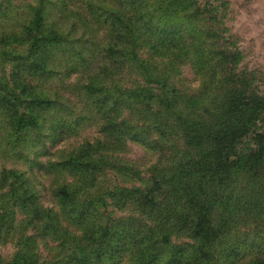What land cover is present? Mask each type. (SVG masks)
<instances>
[{"label":"trees","instance_id":"trees-1","mask_svg":"<svg viewBox=\"0 0 264 264\" xmlns=\"http://www.w3.org/2000/svg\"><path fill=\"white\" fill-rule=\"evenodd\" d=\"M178 1L66 0L70 11L89 10L86 31L106 35L100 41L83 36L74 52L87 63L85 50L95 52L96 64L76 82L100 108L105 136L81 143L56 165L47 159L38 175L14 159L26 158L27 142L43 131L49 138L75 129L55 112L70 98L35 84L59 71L57 55L74 46V26L64 32L50 16L53 1L40 0L22 25L2 27L0 140L11 162L0 168V238H15L16 252L1 264H264V97L234 91L218 122L193 119L195 95L180 93L174 83L194 46L180 36ZM8 11L0 0V21ZM74 72L80 70L74 66ZM128 74L138 75L131 86L124 85ZM133 104L145 106L139 114L151 120L133 122ZM184 105L189 120L177 111ZM126 107L131 114H123ZM129 138L159 151L148 177L108 152L109 143L125 145ZM182 142L183 155L173 156L169 149ZM165 155L169 165L161 162ZM112 167L132 175V183H107ZM49 192L54 204L44 200ZM118 210L128 213L116 216ZM174 237L188 242L173 244ZM38 240L54 255L43 256Z\"/></svg>","mask_w":264,"mask_h":264},{"label":"rangeland","instance_id":"rangeland-1","mask_svg":"<svg viewBox=\"0 0 264 264\" xmlns=\"http://www.w3.org/2000/svg\"><path fill=\"white\" fill-rule=\"evenodd\" d=\"M8 7V15L0 21V30L9 28L12 25H22L24 19L29 16L30 8L37 4L40 0H2ZM49 4L51 9V17L59 23L64 32H72V43L74 46H66L62 52L57 55L59 62V71L50 77L42 76L37 78L36 85H47L51 89L45 87L50 93L58 92L62 99L67 102L65 108L56 114L65 115L66 122L70 127H75L65 135L57 133L46 138L47 132L43 131L41 137L31 138L22 152L27 154L26 158L14 159L22 170L27 172H35L38 175L37 166L45 163L51 158L52 162H57L61 158L68 156L70 152L76 149L81 143L90 140L95 142L99 136L104 138L100 125L102 117L100 108H96L88 102L85 93L79 82H76L83 75L86 67L96 64L95 52L92 49L85 50V55L89 58L88 63L81 59L80 56L74 55V52L81 44H84L83 36L90 35L92 38L100 41L106 35L98 33L94 35L90 31H86L85 26H88L89 10L83 6L75 7V10L70 11L66 8V0H52ZM10 4V5H9ZM73 7V6H72ZM177 15L175 18L180 24V33L184 39L191 38L194 40V46L191 48L187 60H182L184 63L180 65L179 77H175L174 83L178 91L189 96L195 95L197 100V108L193 118L206 126L218 122L221 117V110L225 107L229 96L234 91H242L250 89L264 97V0H180L175 5ZM102 13V11H99ZM3 27V28H2ZM1 34V33H0ZM89 37V36H88ZM24 39L19 46L23 43ZM17 44L14 42V45ZM27 44L23 43L22 45ZM67 44V43H66ZM65 44V45H66ZM22 48L25 46H21ZM82 47V46H81ZM80 47V48H81ZM72 51V53H71ZM18 54V56H24ZM18 56H14V59ZM10 65L11 62H6ZM3 59L0 58V72L3 70ZM74 66L80 72H74ZM73 68V69H72ZM168 69V68H167ZM68 70L71 72L68 73ZM1 74V73H0ZM34 76L27 74V79L34 83L37 79ZM138 79V75H130L124 78V85L131 86L133 81ZM27 82V80H26ZM183 105V102L181 103ZM185 106V105H184ZM145 106L141 104H133L132 111L134 112L133 122L147 120L151 117L141 115ZM185 120L190 119V111L185 107L177 109ZM54 113V112H53ZM123 114H131L130 107H126ZM1 125V118H0ZM182 141V133L176 135ZM109 154L119 155L121 162H127L138 165V170L142 171L143 175L149 176V170L158 160L159 151H154L148 143L140 142L139 140H129L125 145H119V151H114L118 148L115 143H109ZM22 144L18 148H22ZM44 147L45 149H42ZM6 147L3 141L0 140V168L10 161L9 156L4 154ZM170 148L173 156L183 155L186 149V143L182 142L179 147ZM174 152V154H173ZM168 153L167 156H170ZM166 155L162 158L163 165H169ZM172 160V158H171ZM11 162V161H10ZM117 168H124L120 164ZM130 168V167H126ZM124 168V169H126ZM131 174V172H130ZM132 175H123L114 167L109 170L107 183L126 184L132 183ZM53 178L47 179L45 183L51 185ZM105 186V185H103ZM3 191H0V215L3 211ZM222 195L221 193H219ZM218 194V195H219ZM45 199L47 204H54L55 199L53 194L46 193ZM223 197V196H222ZM224 200V198H223ZM128 213L127 210H118L116 216ZM0 216V222H1ZM188 242L184 238H173V244ZM39 249L43 256L54 255V251L47 249L43 241L38 240ZM16 252L15 238H0V264L10 260ZM110 262L109 264H112Z\"/></svg>","mask_w":264,"mask_h":264}]
</instances>
